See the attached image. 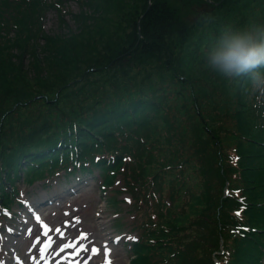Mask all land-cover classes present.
Instances as JSON below:
<instances>
[{
    "label": "trees",
    "instance_id": "trees-1",
    "mask_svg": "<svg viewBox=\"0 0 264 264\" xmlns=\"http://www.w3.org/2000/svg\"><path fill=\"white\" fill-rule=\"evenodd\" d=\"M75 1L78 4V11L70 15L77 29L53 35V33L44 32L41 21L47 11L53 10L58 15L60 24L66 27L64 20L66 0H0V169L10 172L18 167L20 156L44 153L45 148L57 139L58 132L42 140L44 134L63 128L71 120L77 121L79 129L76 135L71 132L70 136L76 137L80 142L79 146L83 145V147L87 145L85 146L81 141L86 139L92 142L91 148L95 144L98 146L100 139L116 142L112 132L119 126L130 123L131 119L139 125L137 131L140 128L142 131L143 129L147 131L145 127L149 126H141L149 120L145 111L147 108L156 111L160 104L146 97V90L142 85L135 88L141 92L139 96H134V92L129 91L130 87L115 94V97L107 96L108 99L103 101L104 105L98 110L94 109L90 117L84 116L80 110L66 111L59 106V101L67 100L70 101V106L73 105V100L77 99L80 93H72L65 89L78 77L85 80L93 73L106 70L105 67L121 66L124 63L127 69L124 67L122 71L128 74L131 67L135 65L133 62H137L136 65H142L148 61L149 64L156 61L158 62L156 67L167 73L164 77L166 80L159 81L166 88L160 90L172 91L171 87H167L169 85L173 86V91L178 88L180 93L175 97L189 100L193 104L191 119L195 118V121L191 119L186 121L191 127L185 131L183 128L177 130L176 119L169 121L168 118L163 117L167 129L164 140L167 148L163 152L172 154L170 160L176 159L187 165L190 164L191 158L197 160V173L203 177V190L200 194V200L203 203L201 210H203V217L210 221L203 220L202 224L196 223L202 227V234L174 236L176 247H173L172 241L167 239V245L172 254L169 264H212V251L218 248L221 239L227 240L226 224L230 222L228 209L232 207V200L223 198L219 188L223 185L227 172L232 171L233 168L228 165L222 168L220 158L217 160V154L220 155L221 149L225 146L220 134L223 129L226 130L227 137L236 139V148L241 159L240 180L250 202L245 213L251 224L259 226L257 233H252L247 238L236 239L235 243L233 241L232 264H258L257 244L261 243L264 246V151L262 148L264 144L261 143L260 138L251 133L250 127L249 133L246 132L245 109L239 105L241 101L238 98L234 109L224 115L234 119L233 128H223L219 124L220 119L212 117L209 112L203 113L209 106L214 109L213 101L205 102L204 100L210 99L207 94L209 86L207 76L189 72L178 50V47H182L193 34V27L191 28L183 20L180 9L171 7L167 3L169 0H150L151 6L147 11L146 5L144 6L142 13L144 15L140 19L141 36L138 35V19L134 20L130 17L133 24L132 30L127 33V38L124 42L113 43L108 30L97 25L100 20H104L103 16L94 18L93 15L101 6V1H103V11L110 7L115 8L113 2L119 8L124 7V3L119 4V0ZM231 1L222 0L221 5L226 6L225 4ZM186 3L189 4V0ZM233 3L226 6L224 15L220 18L219 24L215 23L216 26L231 21L229 14ZM135 11L136 5L134 13ZM96 36L105 43L104 51L97 48ZM197 42L198 47L200 43H204L202 38H199ZM159 61L162 62L160 65ZM129 77L125 75L126 79ZM18 83L29 91L38 92V95L31 99L42 100L41 104L48 110H60L61 112L58 113L61 116L60 123L52 129L44 124L35 133H27L25 131L27 127L18 119L19 111L16 110L25 103L15 92ZM220 83L228 87L226 81L221 80ZM53 88H56L54 99L53 96H48ZM200 92L203 94L202 102L199 101ZM39 96L41 98H38ZM8 100L12 101V106L4 108ZM178 113L181 116L189 114L188 105L184 104L182 108L180 107ZM15 119L18 129L9 126ZM247 119L250 121L248 115ZM47 122L48 120H45V123ZM211 122L218 123V126L210 125ZM33 128L35 129L36 126L33 125ZM38 132L40 134L37 136ZM37 139L40 141L35 143L34 140ZM145 139L149 140L147 137ZM152 144L155 148L157 147L155 140ZM147 150L146 163H149V146ZM156 150L159 151L157 148ZM180 150H187V154L179 153ZM47 164L42 163L38 171L41 172ZM30 170L37 169L30 168ZM212 215L214 218L211 217ZM208 223H212V227H207ZM175 228L172 226L171 230ZM143 248L147 253L135 250L137 256L132 264L149 263V248ZM199 249L203 252L200 256H196Z\"/></svg>",
    "mask_w": 264,
    "mask_h": 264
},
{
    "label": "rangeland",
    "instance_id": "rangeland-1",
    "mask_svg": "<svg viewBox=\"0 0 264 264\" xmlns=\"http://www.w3.org/2000/svg\"><path fill=\"white\" fill-rule=\"evenodd\" d=\"M211 1L216 2L213 4L211 3L214 6L213 9L204 13H195L190 8V5L202 3L203 0H189V4L186 3L187 0L167 1L171 7L180 9L184 17L183 20H185L191 28L193 27V34L189 39H187L182 47H178V50L184 58L185 67H187L189 72H193L194 74L201 73V75L204 74L207 76V80L209 82L207 94L210 99L204 100L205 102L210 100L213 101L214 109L209 106L205 108L203 113L209 112L212 117L214 116L215 118L220 119L221 122H219V124L222 125L223 128H233L234 119L224 117V115L234 109L236 99L238 98L241 101L239 105H242L245 109L244 115L246 116L245 122L247 125L246 132L249 133L248 131L250 127L251 133L262 140L264 138V109H252L246 105L238 90L239 85L233 83L231 84L232 86H230V83L226 81V86L228 87H224L220 83L221 79L205 72L202 67L201 49L208 36L214 32L217 25H204L203 19L205 17H214L215 22L219 24V20L224 15L226 6H230L235 1L229 14L231 20L229 23L239 26L246 23L250 18H257L264 21V0H232L229 4L226 3V6L221 5L222 0ZM118 2L119 4L124 3V7H116L115 2H113L115 8L110 7L108 9H104L106 11H103V1H101V6L98 7L97 11L93 15L94 18L103 16L104 20H100L101 22L99 21L97 25L108 30L113 43H117L119 41L124 42L127 38V33L132 30L133 24V22L130 21V17H133L134 20L138 19L137 28L140 32V19L144 15L142 14L144 6L146 5V11L151 6L150 0H119ZM65 5L69 10L64 15V20L67 26L63 27V25L60 24L61 22L59 21L56 13L53 10H49L42 21V28L45 33L50 32L53 33V35H59L67 32V30L71 31L77 29L70 13L78 11V4L75 0H66ZM135 5L136 11L134 13ZM139 36H141V34ZM95 38L98 40L97 42L95 41L97 48L103 49L104 51L105 43L102 39L99 40L98 36ZM199 38H202L204 43H200L198 47L197 41ZM179 44L181 45L180 41ZM130 62L133 61L130 60ZM161 63L162 62L159 61V65ZM133 64L135 65L131 67L128 74L122 71V68L126 67L124 63L121 66H112L111 68L105 67L106 70L93 73L89 77H86L85 80H81L80 77L76 78V81H71L65 90L72 93L79 92L80 94L78 95V98L73 100L72 106H70V101L64 100V102H62L61 99L59 101V106L66 109L68 112H76L80 110V112H83L82 114L84 116L90 117V114L94 109L98 110L104 105L103 101L108 99L107 96L115 97V94L122 90L125 91L128 87H130V92H134V96H139L141 92L135 89L138 85H142L143 89L146 90L145 95L149 100H155L160 104L159 108L161 110H158L160 113L158 115H156L154 111L152 116V110H150L151 108H147L150 112L149 115L146 114L148 113L147 109L145 111L146 115L152 116V118H150L151 128L147 129V131H144V129L142 131V128L139 130L145 132V137L156 141V148L159 150V155L156 156V151H149V163H146L142 160V158H147L148 155L146 153L138 156L134 154V161L128 164L125 177L128 178V183H131V180H134L136 185L142 186L139 191H136L134 186L130 188V190L134 192L132 193L134 198L145 199L146 192H142L141 190L151 188L157 192L160 198L169 197L171 206L167 209H165L164 206L162 207V210H166V213L158 216L155 220H151V227L158 231V229L162 228L160 227V224L169 227L175 226V230H172L168 233V235H166L168 237L167 239H170V241L173 242V247H175L176 242H174V236L179 237L183 234L185 236L202 234V227L196 223L202 224L203 220L210 222L208 218L206 219L203 217V210H201V205L203 203L200 200V194L203 190V177H200L197 173V160L191 158L190 164L187 167H183L180 181L175 175L178 170L163 172L161 169V160L158 158L160 155L164 157L165 161L172 158L170 154L163 152L167 148L164 143L167 129L164 125L165 121L163 117L165 116L169 121L176 119L178 122L177 130L183 128L185 131H188L191 126L186 121L192 117L191 115L193 113V109L191 107L193 104L189 100L185 101L180 97H175V95H179L180 93L178 88L176 91H173V86L169 85L167 87H171L172 91L163 92L160 90L161 88H166L165 86L163 87L159 81L166 80L164 77L167 73L156 67L158 62L155 61L154 63L149 64L148 61L142 65H136L138 63L133 62ZM125 75H129L130 77L126 79ZM69 80L73 79L69 78ZM196 83L198 84L199 82ZM205 84L208 85V83ZM55 89L56 88L51 89V94L48 95L53 96V99L56 97V93H54L56 91ZM15 92L20 95L21 101L23 103L25 102L22 106L16 108V110L19 111L18 119L22 121L28 129L25 130L27 133H35V131H37L40 126H43L44 124L50 126V129H52L55 125L60 123L61 116L58 114L60 110L56 109L57 111H50L45 105L41 104V102H43L42 100L31 99V97L37 96L38 92L29 91L23 88V85L20 83L17 84ZM202 97L203 94L200 92V102H202ZM38 98L41 97L39 96ZM225 102H227V104H225ZM184 104L188 105L190 113L181 116L178 112L180 111V107L182 108ZM11 106L12 101L10 100L4 104V108H9ZM247 115L249 116L250 121L247 119ZM63 119H65V117H63ZM45 120H48V122L45 123ZM191 120L195 121V118ZM217 124L218 123L216 122H211L210 125L218 126ZM33 125L36 126L35 129L33 128ZM9 126H12L14 129H18L16 119L13 120V123ZM136 127L137 124H133L132 128L135 129L128 133L126 138L122 140H127V146L136 147L139 151H142L143 146H141V144H137L129 140L135 133H137ZM68 128L69 126L66 127V129ZM121 129L122 128H118L115 130ZM40 132L37 133V136ZM51 132L52 131H49V134H51ZM226 133L225 129L220 132L221 137L224 139L225 146L221 149L220 155L219 153L217 154V160L220 158V165L222 168L227 167L228 152L237 147V144L235 143L236 139L227 137ZM115 134L119 137L125 135L124 132L120 135L118 131H116ZM47 137L48 133L44 134V138L42 140ZM38 141H40V139L34 140L35 143ZM9 142H12L11 139ZM123 145L124 143L121 142V144H117L116 147H123ZM262 148L264 149V145ZM179 153L186 155L187 150H180ZM32 161L34 162V160ZM174 161L177 160H171V162ZM232 172L238 174L237 170L234 169H232V171H228V181H231L229 175ZM147 174L149 177H153L155 175V184L152 182L149 184L144 183L146 181H150ZM61 177H63L62 173L55 177L54 180H58ZM110 178L111 181L114 178V184L106 187V190L103 192H98L96 188L92 189V186L89 185L85 190L88 191H80V194L74 197L71 203L67 204L65 201L63 203L64 206L59 208L61 205V202H59L55 208L45 210L44 213L48 212V214L45 215L38 223L39 233L37 239L29 249L27 260L23 264H85V262L86 264H108L109 259L113 257L110 256L111 251L115 253L113 258L115 259L116 264H130L129 260H131V253L127 251L125 245L122 246L121 243L115 244L110 240H100L99 236H102L103 233H108L109 235L110 233L121 232H126L128 235H134V228L139 226L145 220L149 221L150 219L149 215H146V219L142 217L137 218L138 212L133 210L130 206V195L127 191L123 190L124 185L121 180L122 174L118 173ZM51 185H53V182H51ZM225 185L226 182H224L223 186ZM216 186L218 187V184H216ZM238 186H242L241 181L236 179L233 187ZM13 187L17 190L20 189L21 191L25 188L28 191V195L31 194L33 197L39 193H44L47 197L48 194L53 191V189H49V187H53L50 186V184L47 186L48 188H43L42 183L36 182L35 185H28L27 187L24 177L21 176L18 180L14 179L13 183H8L5 187L2 186V190H0V192L2 193L3 190L7 192L11 190L12 192ZM54 188H57L56 184L54 185ZM222 188L221 195L223 196ZM72 195L74 196L75 194ZM37 202L40 203V201ZM135 209H137V207H135ZM135 216L136 218H133ZM211 217L214 218L213 215ZM141 219L143 220L140 223ZM153 222L158 223L157 227L153 224ZM208 226L212 227V223H208L207 227ZM101 227L102 231L98 230L101 229ZM121 234L123 235V233ZM98 240H100L103 244V248H101L100 245L96 246V241ZM149 245L153 248L149 252L153 259H158L161 256L166 257L169 252L168 249L158 248V245L151 242H149ZM65 246L71 247L72 254L77 252L79 253V255H74V258L70 259L71 262L68 261V256L65 251H60ZM85 247L88 249L87 252L82 251ZM94 248L99 249V252L93 254ZM106 248L110 249V252H106ZM202 252V249L197 250L196 256H200ZM41 253L45 254L46 258L40 259ZM57 253H59V255ZM154 264L158 263L155 262Z\"/></svg>",
    "mask_w": 264,
    "mask_h": 264
},
{
    "label": "clouds",
    "instance_id": "clouds-1",
    "mask_svg": "<svg viewBox=\"0 0 264 264\" xmlns=\"http://www.w3.org/2000/svg\"><path fill=\"white\" fill-rule=\"evenodd\" d=\"M215 25V18L203 19ZM202 67L208 74L239 85V92L252 109H264V21L250 18L236 26L215 27L201 49Z\"/></svg>",
    "mask_w": 264,
    "mask_h": 264
},
{
    "label": "water",
    "instance_id": "water-1",
    "mask_svg": "<svg viewBox=\"0 0 264 264\" xmlns=\"http://www.w3.org/2000/svg\"><path fill=\"white\" fill-rule=\"evenodd\" d=\"M214 1L211 0H206L201 4H192L190 5V8L195 12V13H204L206 11H211V9H213V5ZM138 25H139V21H138ZM138 35H140V32L138 31Z\"/></svg>",
    "mask_w": 264,
    "mask_h": 264
},
{
    "label": "snow or ice",
    "instance_id": "snow-or-ice-1",
    "mask_svg": "<svg viewBox=\"0 0 264 264\" xmlns=\"http://www.w3.org/2000/svg\"><path fill=\"white\" fill-rule=\"evenodd\" d=\"M60 251L63 252L64 249H61ZM82 251L87 252L88 249L85 247V248L82 249ZM105 251H106V252H110V249H107V248H106ZM97 252H99V249H95V248H94V249H93V254H96ZM57 254L59 255V253H57ZM73 254H74V255H79L78 252H77V253H73ZM85 264H86V262H85ZM108 264H110V261L108 262Z\"/></svg>",
    "mask_w": 264,
    "mask_h": 264
},
{
    "label": "bare ground",
    "instance_id": "bare-ground-1",
    "mask_svg": "<svg viewBox=\"0 0 264 264\" xmlns=\"http://www.w3.org/2000/svg\"><path fill=\"white\" fill-rule=\"evenodd\" d=\"M16 172V171H15ZM17 173V172H16Z\"/></svg>",
    "mask_w": 264,
    "mask_h": 264
}]
</instances>
